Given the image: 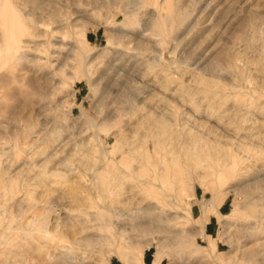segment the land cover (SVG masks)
<instances>
[{
  "label": "rangeland",
  "instance_id": "obj_1",
  "mask_svg": "<svg viewBox=\"0 0 264 264\" xmlns=\"http://www.w3.org/2000/svg\"><path fill=\"white\" fill-rule=\"evenodd\" d=\"M180 1L0 0V264H264V0Z\"/></svg>",
  "mask_w": 264,
  "mask_h": 264
},
{
  "label": "bare ground",
  "instance_id": "obj_2",
  "mask_svg": "<svg viewBox=\"0 0 264 264\" xmlns=\"http://www.w3.org/2000/svg\"><path fill=\"white\" fill-rule=\"evenodd\" d=\"M179 1H180V0H179ZM199 1H200V0H199ZM180 2H182V1H180ZM183 2H184V1H183ZM183 2H182V3H183ZM213 2H214V1H213ZM112 3H113V2H112ZM210 3H211V2H210ZM171 4H172V3H171ZM187 5H188V4H187ZM176 6H177V4H176ZM174 7H175V6H174ZM174 7H173V8H174ZM171 8H172V7H171ZM174 9H175V8H174ZM176 9L179 10V8H177V7H176ZM176 9H175V10H176ZM171 10H173V9H171ZM157 11H158V10H157ZM182 12H183V11H182ZM182 12H181V13H182ZM181 13H180V14H181ZM157 14H158V13H156V14L152 13V19H153V21H154V20H157V18H158V15H157ZM163 14H164V13H163ZM156 15H157V16H156ZM163 17H164V15H163ZM166 18H167V17H166ZM171 18L173 19L172 22L175 21L176 19H178V14L175 13L174 10H173V12H172V16H171ZM171 18H167V19H171ZM158 19H159V18H158ZM167 19H166V20H167ZM160 22H161V21H160ZM160 27H162V25H161ZM163 28H165V27H163ZM189 30H190V29H189ZM160 31H162V30H160ZM160 31H159V32H160ZM51 32H52V31H51ZM53 33H54V34H53ZM55 34H56V31H53V32L51 33V35H49V37H48L47 39H44V38H38V39H36L35 41H32V42H29V41H28V43H26V41H25V44H28V45H25V44H24V45L27 46V47H29V48L32 49V50H36V49H37V45H39V43H40L41 45H43V46H46L47 49H49V46H51V48H52V47H53V48H52L51 53H50L49 55H51V56L53 57L54 53H56V51H55L56 49L54 48L55 45L58 44L59 42H61V40H62L58 35H55ZM127 34H128V33H127ZM121 35H122V34H121ZM60 36H61V35H60ZM141 36H143V35H141ZM63 37L65 38V36H63ZM128 37H129V36H128ZM241 39H242V38H241ZM63 40H64V39H63ZM239 40H240V39H239ZM142 42H143V41H142ZM31 43H32L33 45H30ZM52 43H53V44H52ZM149 43H150V42H149ZM60 44H61V43H59V45H60ZM59 45H57V46H59ZM25 48H26V47H25ZM102 53H103V52H102ZM203 53H204V52H203ZM56 55H57V54H56ZM98 56H99V55H98ZM202 57H203V56H202ZM204 59H205V57H204ZM206 59H207V58H206ZM49 60H50V59H49ZM135 60H136V59H135ZM202 60H203V58H202ZM218 60H219V59H218ZM45 61H46V60H45ZM53 61H54V60H53ZM204 61H205V60H204ZM51 62H52V61H51ZM227 67H229V66H227ZM229 68H230V67H229ZM190 71H191V70H190ZM192 71H193V69H192ZM212 72H213V71H212ZM189 76H190V75H189ZM195 76H196V75H195ZM200 76H201V75H200ZM198 78H199V77H198ZM195 79H196V77H195L194 80L192 81L191 78H190V80H191V82H192V83H190V84H192V86H194V87H195V84H196V86L198 85L199 87L197 86L198 88H196V90L199 89V92L202 90L206 96L208 95L209 97H211V95H212V93H213V92H212V89H214V86H213V85H217V86H218V84H211V83H210V78H209V81L206 80V79H202V77L199 78V79H196V80H195ZM211 80H212V82H213V78H212ZM163 81L165 82V80H163ZM216 81H217V80H216ZM216 81H215V82H216ZM166 82H167V81H166ZM170 82H171V81H170ZM217 82H218V81H217ZM188 83H189V81H188ZM164 84H166V83H164ZM254 84H255V83H254ZM156 85H157V83L153 80V81L150 82V83L148 82L147 85H146V87H147V86H148V87L150 86V88H151V87H154V88H155ZM221 85H223V84H221ZM262 85H263V83H262ZM219 86H220V85H219ZM219 86H218V87H219ZM223 86H225V85H223ZM37 87H39V86H37ZM178 87H179V86H178ZM194 87H193V88H194ZM223 88L225 89V87H223ZM226 88H228V87H226ZM229 88H230V86H229ZM260 88H262V86H261ZM189 89H190V88H189ZM200 89H201V90H200ZM217 89H218V88H217ZM220 89H221V88H220ZM230 89H231V88H230ZM174 90H175V89H174ZM187 90H188V89H187ZM194 90H195V89H194ZM194 90H193V91H194ZM215 90H216V89H215ZM221 90H222V89H221ZM234 90L236 91L235 88H234L233 90H231V91H234ZM176 91H177V90H176ZM176 91L174 92L173 90H171V93H172L173 96H174V93H176ZM225 91H226V90H225ZM227 91H228V90H227ZM231 91H229V92L231 93ZM195 92H196V91H194L193 94H195ZM215 92H217V91H215ZM215 92H214V93H215ZM222 92H223V91H222ZM168 93H169V92H168ZM200 93H202V92H200ZM200 93H199V94H200ZM214 93H213V95H214ZM224 93H228V92H224ZM224 93H223V94H224ZM176 94H177V93H176ZM176 94H175V95H176ZM189 94H190V92H189ZM204 94H203V96H204ZM215 94H216V93H215ZM219 94H220V93H219ZM231 94H232V93H231ZM197 95H198V94L196 93V96H197ZM216 95H217V94H216ZM220 95H222V94H220ZM206 96H204V97H206ZM208 96H207V98H208ZM214 96H215V95H214ZM224 96H225V95H224ZM224 96H223V97H224ZM193 97H194V95H193ZM215 97H216V96H215ZM220 97H221V96H220ZM223 97H221V98L223 99ZM225 97H226V96H225ZM196 98H197V97H196ZM201 98H202V97H201ZM212 98H213V97H212ZM229 98H230V97H229ZM210 99H211V98H210ZM214 99H215V98H214ZM214 99H212V100H214ZM200 100H201V99H200ZM206 100H207V99H206ZM206 100H205V102H206ZM219 100H220V99H219ZM219 100H218V98H217V101H219ZM158 101H159V103H163L162 100H158ZM203 101H204V100H203ZM207 101H208V100H207ZM225 101H226V100H225ZM205 102H204V103H205ZM208 102H209V101H208ZM211 102H212V101L210 100V103H211ZM156 103H157V102H156ZM159 103H158V104H159ZM199 103H201V102L199 101ZM210 103H209V104H210ZM220 103H224V102L222 101V102H220ZM229 103H230V102H229ZM201 104H202V103H201ZM206 104H207V103H205V105H206ZM209 104H208V106H209ZM215 104H217V103H215ZM215 104H214V105H215ZM162 105H163V104H162ZM197 105H198V104H197ZM203 105H204V104H203ZM203 105H202V106H203ZM222 105H223V104H222ZM228 105H229V104H228ZM230 105H232V104L230 103ZM233 105H234V104H233ZM223 106H224V105H223ZM223 106H222V107H223ZM206 107H207V106H206ZM206 107H205L204 109H206ZM211 107H212V106H211ZM218 107H219V105H218ZM227 107H228V106H227ZM231 107H232V106H231ZM260 107H261V106H260ZM262 107H263V106H262ZM262 107H261V108H262ZM165 108H166V107H165ZM208 108H209V107H208ZM214 108H215V107H214ZM214 108H213V109H214ZM219 108H220V107H219ZM219 108H218V109H219ZM223 108H224V107H223ZM228 108H229V107H228ZM202 109H203V108H202ZM215 109H216V108H215ZM231 109H233V108H231ZM231 109H230V111H231ZM234 109H235V107H234ZM262 109H263V108H262ZM210 110H212V108H209V109H208V111H210ZM225 110H226V109H225ZM259 110H260V109H259ZM214 111H215V110H214ZM221 111H222V110H221ZM230 111H229V113H230ZM204 112H206V111L204 110ZM217 112H218V110H217ZM217 112H216V114H217ZM225 112H226V111H225ZM227 112H228V111H227ZM233 112H234V111H233ZM233 112H232V114H231V113H230V114L228 113V115H227L226 118H225V120L228 121L227 125L230 124V123H234V122H236V120H235V115H233ZM208 113H209V112H208ZM210 113H212V112L210 111ZM222 113H223V112H222ZM222 113H221V116H222ZM234 113H235V112H234ZM237 113H238V112H237ZM259 113L261 114V110H260ZM214 114H215V113H214ZM214 114H213V115H214ZM223 114H225V113H223ZM263 114H264V110H263ZM211 115H212V114H210V116H211ZM217 115H220V114L218 113ZM237 115H238V114H237ZM146 116H147V115H146ZM148 116H149V115H148ZM259 116H260V115H259ZM150 117H151V116H150ZM224 117H225V116H224ZM224 117H223V118H224ZM237 117H238V116H237ZM242 117H243V116H242ZM262 117H264V116H262ZM141 118H143V116H142ZM152 118H153V117H152ZM162 118H163V117H162ZM223 118H222V120H223ZM258 118H259V117H258ZM260 118H261V117H260ZM215 119H216V118H215ZM240 119H241V116H240ZM243 119H244V118H243ZM245 119H246V118H245ZM147 120H148V119H147ZM150 120H151V119H150ZM163 120H164V118H163ZM216 120H217V119H216ZM218 120H219V121H222V120H220V119H218ZM218 120H217V122H218ZM241 120H242V119H241ZM153 121L155 122L156 120H153ZM158 121H160V120H158ZM158 121H157V123H155L154 126H152V125L154 124V122L152 123L151 128L154 129L153 131H154L156 134H157V133H158V134H161V133L166 132V131H165V128H167L168 126L164 127V126L161 124L162 121H161V122H158ZM204 121H205V120H204ZM239 121H240V120H239ZM244 121H245V120H244ZM248 121H249V120H248ZM150 122H151V121H150ZM206 122H207V121H206ZM229 122H230V123H229ZM241 122H242V121H241ZM255 122H257V121L255 120ZM165 123H167V122H165ZM196 123H197V122H196ZM201 123H202V122H201ZM204 123H205V122H204ZM220 123H222V122H220ZM237 123H238V120H237L236 124H237ZM261 123L263 124L264 122L261 121ZM261 123H260V124H261ZM163 124H164V122H163ZM240 124H241V123H240ZM258 124H259V123H258ZM260 124H259V125H260ZM262 124H261V125H262ZM202 125H204V124H202ZM221 125H222L223 129L227 128V127H226L227 125H226L225 122H223ZM232 125H233V124H232ZM232 125H230L229 128H230ZM237 125H238V124H237ZM242 125H243V123H242ZM263 125H264V124H263ZM263 125H262V127H263ZM135 126H136V125H135ZM143 126H144V125H143ZM146 126H147V124H146ZM235 126H236V125H235ZM202 127H204V126H202ZM202 127H201V128H202ZM262 127H261V128H262ZM263 128H264V127H263ZM148 129H149V128H148ZM170 129H171V128H170ZM227 129H228V128H227ZM151 130H152V129H151ZM166 130H167V129H166ZM234 130H236V129H234ZM243 130H244V129H243ZM253 130H255V129L253 128ZM253 130H252V131H253ZM252 131L249 130L248 132H251V133H252ZM149 132H150V131H149ZM169 132H170V130H169ZM169 132H168V133H169ZM260 132H261V131H260ZM170 133H171V132H170ZM170 133H169V135H171V137H172V133H173V132H172L171 134H170ZM251 133H250V135H251ZM153 134H154V133H153ZM158 134H157V135H158ZM173 134H175V133H173ZM185 134H186V133H185ZM194 134H195V133H194ZM194 134H193V135H194ZM256 134H258V133L256 132ZM256 134L254 133V135H256ZM259 134H260V133H259ZM154 135H155V134H154ZM161 135H162V134H161ZM161 135H160V136H161ZM163 135H164V134H163ZM163 135H162L161 137H163ZM187 135H189V134L187 133ZM248 135H249V133H248ZM263 135H264V134H263ZM263 135H260V136H263ZM164 136L166 137V135H164ZM190 136H191V135H190ZM197 136H198V135H197ZM231 136H232V135H231ZM168 137H169V136H168ZM247 137H248V136H247ZM254 137H255V136H254ZM256 137H258V135H257ZM256 137H255V138H256ZM194 138H195V136H194ZM160 139H161V138H160ZM169 139H170V138H169ZM208 139H209V138H208ZM198 140H199V139H198ZM156 141H157V140H156ZM173 141H174V140H173ZM187 141H188V140H187ZM190 141H191V140H190ZM200 141H201V140H200ZM206 141H207V140H206ZM195 142H196V140H195ZM185 143H186V142H185ZM187 143H188V142H187ZM198 143H199V142H198ZM201 143H203V142L201 141ZM193 144H195V143H193ZM201 145H202V144H201ZM193 146H195V145H193ZM206 146H207V145H206ZM208 146H209V145H208ZM200 147H201V146H200ZM200 147H199V148H200ZM183 148L185 149V147H183ZM207 148H209V147H207ZM210 148H211V147H210ZM210 148H209V149H210ZM192 149H193V148H192ZM200 149H201V148H200ZM205 149H206V148H205ZM205 149H204V150H205ZM209 149H208V150H209ZM188 150H191V149H188ZM195 150H196V149H194L193 151H195ZM197 150H198V149H197ZM204 150H202V151H204ZM184 151H185V150H184ZM193 151H192V152H193ZM202 151H200V153H201ZM205 151H206V150H205ZM205 151H204L203 153H205ZM212 151H213V150H212ZM212 151H211V153H212ZM187 152H188V151H187ZM189 152H191V151H189ZM198 152H199V151H198ZM195 153H196V152L193 153V154H194L193 156H196ZM184 154H185V153H184ZM188 154H189V153H188ZM188 154H185V155H188ZM196 154H197V153H196ZM206 154H207V151H206ZM201 155H202V154H201ZM209 155H210V153H209ZM198 156H199V155H198ZM198 156H197V157H198ZM203 156H204V155H203ZM210 156H211V155H210ZM188 157H189V155H188ZM227 157H228V156H227ZM190 158H191V157H190ZM190 158H189V159H190ZM199 159H201V157H200ZM190 160H192V159H190ZM196 160H197V159H196ZM196 160H194V161H196ZM202 160H203V159H202ZM194 161H193V162H194ZM200 161H201V160H200ZM195 163H197V162H195ZM198 163H199V162H198ZM98 176H99V175H98ZM115 203H116V202H115ZM126 203H127V202H125L123 205L125 206ZM141 203H142V202H141ZM148 203H149V202H148ZM112 205H113V203H112ZM112 205H111V207H112ZM129 205H130V204H129ZM146 206H147V205H146ZM146 206H145V207H146ZM145 207L142 209L143 211H146L148 208H150L149 206L146 207V208H145ZM109 208H110V206H109ZM101 210H102V209H101ZM108 210H109V209H108ZM110 210H111V209H110ZM110 210H109V211H110ZM138 210H139V209H138ZM106 211H107V210H106ZM109 211H108V212H109ZM112 211H114V210L112 209L111 212H112ZM151 211H152V210H151ZM99 212H100V211H99ZM92 213H93V212H92ZM139 213H140V212H139ZM151 214H152V213H151ZM94 215H95V214H94ZM138 216H139V215H138ZM138 216H137V217H138ZM141 216H142V215H141ZM172 216H173V215H172ZM172 216H170V217L168 216L169 219H170V218L172 219ZM91 218H92V217H91ZM145 219H146V218H145ZM161 219H162V218H161ZM92 220H93V219H92ZM92 220H91V221H92ZM138 220H140V219H138ZM93 221H94V220H93ZM136 221H137V220H136ZM149 221H150V220H149ZM149 221H148V224H146V225H149ZM154 221H155V220H154ZM156 221H157V220H156ZM146 222H147V221H146ZM146 222H144V223H146ZM136 224H138V225H136L137 227L134 226L136 229H137L138 227H139L140 229H141L142 227H143V228H144V227L146 228V226H143L144 224H143L142 222H141V224L138 223V222H136ZM106 225H107V224H106ZM108 225H109V224H108ZM139 228H138V229H139ZM145 228H144V230H145ZM138 229H137V230H138ZM140 229H139V231L141 232L143 229H142V230H140ZM146 246H147V245H146ZM138 255H139V254H138ZM137 257H139V256H137ZM140 257H141V256H140ZM140 259H141V258H140ZM161 260H162V259H161L160 257L155 256L152 264H159ZM141 264H144V262L141 261Z\"/></svg>",
  "mask_w": 264,
  "mask_h": 264
},
{
  "label": "crops",
  "instance_id": "obj_3",
  "mask_svg": "<svg viewBox=\"0 0 264 264\" xmlns=\"http://www.w3.org/2000/svg\"><path fill=\"white\" fill-rule=\"evenodd\" d=\"M225 203L224 201H220L218 206H216V211L220 215L224 210ZM199 217V216H198ZM217 222L216 218L213 215H207L206 219L203 221V224H201V229H202V236L207 239V237L213 238L214 234L217 232Z\"/></svg>",
  "mask_w": 264,
  "mask_h": 264
}]
</instances>
